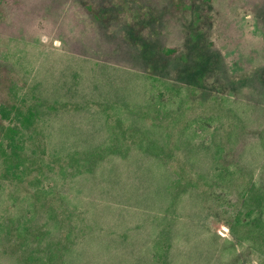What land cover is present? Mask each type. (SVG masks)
I'll return each mask as SVG.
<instances>
[{"label": "rangeland", "instance_id": "rangeland-1", "mask_svg": "<svg viewBox=\"0 0 264 264\" xmlns=\"http://www.w3.org/2000/svg\"><path fill=\"white\" fill-rule=\"evenodd\" d=\"M108 1L154 9L158 49L201 9L217 71L104 57L103 0H0V264H264V0Z\"/></svg>", "mask_w": 264, "mask_h": 264}, {"label": "trees", "instance_id": "trees-1", "mask_svg": "<svg viewBox=\"0 0 264 264\" xmlns=\"http://www.w3.org/2000/svg\"><path fill=\"white\" fill-rule=\"evenodd\" d=\"M83 1H85V4H89L91 0ZM119 5H122L120 6L122 9H114V11L100 10L102 8H116V6ZM173 5V10L179 11L177 4ZM101 6L98 4L91 5V10L97 20L107 25L113 19L116 22L121 21V23L129 27L127 33H123L119 39H116L115 46L117 47H111L115 38L108 39L110 41V44L106 45L109 47L108 54L101 55L104 57L113 55L117 60L119 59L122 63H125L128 62L131 57V50L135 49L137 50L135 52L137 60L151 73H153L157 65L158 70L163 74L173 72L176 78L185 79V81L189 82L192 86L209 85L211 83L209 82L211 80L209 75L217 71L216 57L219 59L221 45H217L216 50H214L211 48L212 45L210 47L207 44L211 28L209 30L207 28L206 23H208L210 19L207 18V14L204 11L192 8V24L189 26V31L183 34L186 49L174 50L161 49L160 47L158 49L157 47L158 39L155 38H157L158 31H156V28L160 23L154 9L149 7L136 9L123 1H120L119 4L116 5L114 2L108 0H103ZM213 31H215L214 28ZM103 40L105 41V37H103ZM103 46L104 45L101 44L100 47L96 49L102 50ZM160 81L161 80H159V83ZM250 83L259 94L264 91L263 69L262 71L259 70L256 72L255 77H253ZM230 87H233V83H231ZM195 90L196 89H194V91ZM253 191L254 190L250 192V195H254L257 199L262 200L263 197L256 195L257 193L254 194Z\"/></svg>", "mask_w": 264, "mask_h": 264}]
</instances>
